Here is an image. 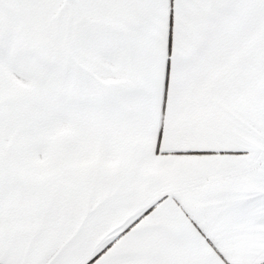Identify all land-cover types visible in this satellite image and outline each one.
<instances>
[{"label": "snow or ice", "instance_id": "1", "mask_svg": "<svg viewBox=\"0 0 264 264\" xmlns=\"http://www.w3.org/2000/svg\"><path fill=\"white\" fill-rule=\"evenodd\" d=\"M0 264H264V0H0Z\"/></svg>", "mask_w": 264, "mask_h": 264}]
</instances>
